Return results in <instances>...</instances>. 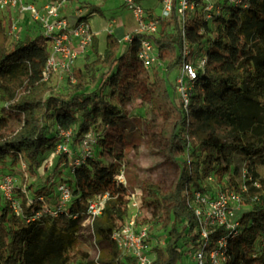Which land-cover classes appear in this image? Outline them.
Here are the masks:
<instances>
[{"label": "trees", "instance_id": "trees-1", "mask_svg": "<svg viewBox=\"0 0 264 264\" xmlns=\"http://www.w3.org/2000/svg\"><path fill=\"white\" fill-rule=\"evenodd\" d=\"M245 1V7L230 6L209 24L196 20L186 25L189 41L204 48L206 62L197 70L185 109L169 81L182 58L181 40L165 32L166 25L154 39L166 71L151 72L149 102L152 110L164 115L159 131L165 141L163 153L180 164L166 189L146 184L142 190L150 212L143 222H160L165 235V242L153 247L154 264H179L183 249L197 238V219L189 200L194 190L210 189L209 175L217 179L228 175L229 188L239 191L246 205L238 233L230 238L227 264H264V179H259L258 186L246 180L247 190L240 191L229 174L227 152V148L239 151L249 175L257 178L256 162L264 163V0ZM87 7L89 12L99 11L97 6ZM9 26L8 15L0 16V167L22 159L36 174L56 149L58 128H71L76 145L90 130L99 139L103 128L121 117L130 79L139 66L137 41L121 48L117 37L106 35L99 57L73 68L74 81L56 88L51 76L42 79L48 45L38 27L32 24L12 40ZM34 29L37 33H30ZM97 48L94 37L90 54L97 53ZM9 118H18L13 129H9ZM58 158L71 175L62 181L72 194L66 210L27 221L43 203L54 205L50 185L34 189L31 195L16 189L21 213L13 212L0 195V264H39L47 255L51 264H95L87 251L72 248L74 234L87 217V202L101 190L109 198L100 215L117 229L126 217L128 189L114 181L118 170L114 163L106 164L92 153L78 165L65 152ZM221 231L216 229L212 238ZM108 242L113 257L117 256L114 241ZM131 261L118 254L106 264Z\"/></svg>", "mask_w": 264, "mask_h": 264}, {"label": "built area", "instance_id": "built-area-1", "mask_svg": "<svg viewBox=\"0 0 264 264\" xmlns=\"http://www.w3.org/2000/svg\"><path fill=\"white\" fill-rule=\"evenodd\" d=\"M102 3L99 0H42L39 4L34 0H0V16L8 15L10 23L8 34L12 40L19 39L20 32L27 30L32 24L38 27V33L45 38L48 45L42 79L47 80L52 74L61 71L67 74L70 82L74 81L73 68L76 59L87 54L93 38H98L102 33L105 36L110 34L117 37L121 48L136 40V60L145 72L166 71L165 62L161 59L154 41L166 25L165 32L175 34L181 40L182 58L176 69L173 88L184 109L189 102L197 70L203 68L206 62L204 48L189 41L186 25L196 20L209 24L216 17L225 15L230 6L246 5L245 0H122L123 6L131 12L133 27L120 37L117 30L122 28L123 24L116 16H110L100 29L92 28L90 17L98 11L89 12L87 6L94 5L100 10ZM203 31L204 27L200 26L199 32ZM58 134L70 137L72 129L58 128ZM97 139L94 131L90 130L83 134L78 142L82 148V155L75 158L74 165L80 164L91 155L90 143ZM62 152H68L66 145L57 144L54 153ZM1 176L0 179L5 182L0 184V188L5 197L9 198L11 179L8 175ZM113 178L117 184L125 185L122 169H118ZM241 178L243 183L240 191H245V181L250 180L251 176L247 170L242 169ZM213 179V175L207 177L211 183ZM55 193L54 205L48 206L43 203L42 209L32 212L27 221L38 220L47 213L56 216L58 211L66 210L72 197L69 185L62 181L58 182L55 185ZM139 195H142V192L139 194L127 192V215L120 227L112 233L111 239L120 251L121 259L131 257L132 261L128 264H154L155 256L151 254L152 251L150 253V247L146 243L147 227L138 226L136 221L140 207ZM108 198V192L101 190L89 199L87 217H98ZM241 201L240 192L233 189L194 190L189 205L192 206L197 219L198 236L193 243L184 248L185 250L183 249L180 259L185 257L192 264H227L230 257L228 252L230 238L238 233ZM10 208L15 213H21L19 202L15 200L11 201ZM218 228L222 231L212 238V234ZM261 246H264V241Z\"/></svg>", "mask_w": 264, "mask_h": 264}, {"label": "rangeland", "instance_id": "rangeland-1", "mask_svg": "<svg viewBox=\"0 0 264 264\" xmlns=\"http://www.w3.org/2000/svg\"><path fill=\"white\" fill-rule=\"evenodd\" d=\"M40 3L42 0H34ZM103 2L100 10L90 17V24L94 30H98L105 24L110 16H116L117 20L123 24V27L117 30V34L121 37L125 32H128L133 27V17L131 12L126 9L122 0H99ZM158 9L156 10V12ZM36 29L30 33H37ZM23 30L20 35L24 33ZM105 34L98 36L97 53L80 56L74 63V68H82L88 61L99 57L104 48ZM90 54V55H88ZM151 72H145L140 66L137 67L130 79L128 103L125 106V111L121 117L116 119L113 124L107 128H103L101 137L98 141L90 143V152L93 156H97L106 164L114 163L117 169L123 170V178L125 186L129 192L140 193L138 202L140 204L139 214L136 218L137 225H145L147 227L148 238L146 243L150 247V253L156 255L154 246L162 245L165 242V235L160 222L145 223V217L150 215L147 208L149 203L148 198L144 199L143 188L146 184H156L162 189H166L171 181L177 176L180 170V164L169 159L163 153L165 145L164 139L159 131L163 114L152 110L149 102V81ZM177 71L174 70L169 81L173 84ZM51 83L56 88L68 81L67 74L59 71L51 75ZM1 106V103H0ZM1 116V112H0ZM9 129L15 128L19 121L18 118L8 119ZM55 133V132H54ZM59 138L58 144L66 145L67 154L70 159L81 157L82 148L78 144H72V135L64 137L57 134ZM227 152L231 157V167L229 174L234 177V180L243 183L241 178V170L245 169V158L237 150L227 148ZM61 153H50L42 162V165L37 169L36 174L30 172L26 163L22 159H18L16 164L10 162L0 167V176L8 175L11 179V190L9 198L5 197L3 190L0 188V195L3 202H6L9 207L12 200L19 202L16 189L26 192V195H31L32 191L42 185L52 186L55 191V185L60 181H67L71 178L69 170L63 166L58 158ZM236 169V172H234ZM257 178L250 179L253 185L259 184V179H264V163L256 162ZM2 177V176H1ZM228 175H224L222 179L214 177L210 188H225L230 189L227 182ZM5 181L0 179L2 185ZM31 187L30 192L27 191ZM245 190L247 185L245 184ZM56 193L54 192L51 201H55ZM10 199V200H9ZM246 210V205L241 201V210ZM117 229L116 224H112L105 216L86 217L80 224L79 229L74 234L73 251H87L90 259L95 264H106L108 261L116 260L117 256L113 257L114 249L109 244L112 233ZM113 241V240H112ZM185 250V249H184ZM192 264L187 258L179 259V264ZM39 264H51L50 257L47 255ZM126 264V263H125Z\"/></svg>", "mask_w": 264, "mask_h": 264}]
</instances>
